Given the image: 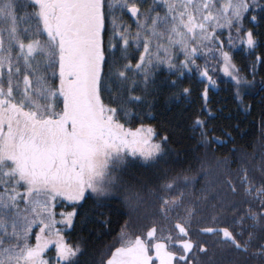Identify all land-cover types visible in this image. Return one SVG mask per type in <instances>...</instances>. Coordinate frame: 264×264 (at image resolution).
<instances>
[{"label": "snow or ice", "instance_id": "obj_1", "mask_svg": "<svg viewBox=\"0 0 264 264\" xmlns=\"http://www.w3.org/2000/svg\"><path fill=\"white\" fill-rule=\"evenodd\" d=\"M221 84L264 127V0H0V264H264V132L222 178L155 171L162 101L226 143Z\"/></svg>", "mask_w": 264, "mask_h": 264}, {"label": "trees", "instance_id": "obj_2", "mask_svg": "<svg viewBox=\"0 0 264 264\" xmlns=\"http://www.w3.org/2000/svg\"><path fill=\"white\" fill-rule=\"evenodd\" d=\"M237 62L241 67L249 65L250 70L251 62L243 55L237 57ZM257 73V81H259V67ZM220 75L222 79H228L223 77L222 73ZM209 94L213 100L210 107L216 112L215 126L218 129L216 135L220 136L226 143L219 147L213 145L215 152L211 153L206 152L193 138L192 133L188 130L191 123L188 117L200 107V101L195 97L191 105L180 104L171 108H166L162 101L160 111L163 112L164 117L170 121L171 125L175 126L176 132L168 157L161 161L159 168L155 171L158 172L159 169L181 171L191 168L197 180H200V176L205 173L208 174V180L218 179L223 177L225 168L231 166L237 156L253 153L254 150L258 149L262 138L261 133L264 132V127L261 126V109L259 107L261 93L253 91L249 95L247 103L252 105L250 113H244L238 109L237 102L231 95L227 84H221L219 89H210ZM221 127L227 128V131L231 133L232 140L228 136L221 135L219 131ZM218 162H220L219 165ZM201 164L204 165L203 172L197 173L195 170L199 169ZM153 171L136 167L131 170V174L151 183L154 179ZM200 182L203 183L204 181ZM104 239L107 240V237Z\"/></svg>", "mask_w": 264, "mask_h": 264}]
</instances>
